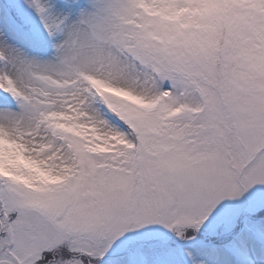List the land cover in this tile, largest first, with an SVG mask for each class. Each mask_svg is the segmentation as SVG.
Wrapping results in <instances>:
<instances>
[{"label": "snow or ice", "instance_id": "obj_1", "mask_svg": "<svg viewBox=\"0 0 264 264\" xmlns=\"http://www.w3.org/2000/svg\"><path fill=\"white\" fill-rule=\"evenodd\" d=\"M0 264H264V0H0Z\"/></svg>", "mask_w": 264, "mask_h": 264}]
</instances>
